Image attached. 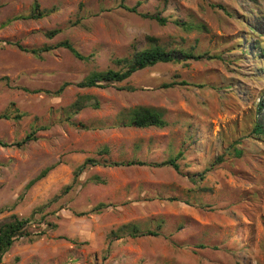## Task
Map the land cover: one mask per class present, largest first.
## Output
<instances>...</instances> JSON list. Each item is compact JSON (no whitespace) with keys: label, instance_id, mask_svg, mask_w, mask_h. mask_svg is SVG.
<instances>
[{"label":"rangeland","instance_id":"1","mask_svg":"<svg viewBox=\"0 0 264 264\" xmlns=\"http://www.w3.org/2000/svg\"><path fill=\"white\" fill-rule=\"evenodd\" d=\"M35 3L52 12L22 19ZM147 37L202 58L159 63L103 89L76 86L91 71L118 69L114 60L148 47ZM64 40L89 61L17 47ZM261 50L264 0H0V117L11 116L0 118V139L36 138L0 147V225L28 220V236L0 264H264ZM82 95L97 107L71 112ZM141 106L162 111L167 125L122 126L121 114ZM172 158L178 170L152 166ZM86 159L99 164L74 177ZM128 161L145 165H102ZM128 224L137 237L120 231Z\"/></svg>","mask_w":264,"mask_h":264},{"label":"trees","instance_id":"2","mask_svg":"<svg viewBox=\"0 0 264 264\" xmlns=\"http://www.w3.org/2000/svg\"><path fill=\"white\" fill-rule=\"evenodd\" d=\"M128 12H136L135 8H128V7H122ZM52 11L47 10H39V6L35 3L33 5V11L30 15L27 17H21L22 19H39L42 18ZM144 18H149L151 20H155L158 24L164 25L166 23V20L163 18H160L158 15H141ZM16 19V18H15ZM18 19V18H17ZM57 33L56 30L48 32L47 37L51 38ZM147 41L149 43V46L141 49V50H135L130 56L124 57V58H116L114 60V64L118 66V69H106V70H94L91 71L88 75H86L79 83H77V87L81 89H90V88H105L111 84L119 83L122 81L127 80L132 75H134L136 72L141 71L146 68L153 67L156 64L159 63H170V62H181L186 60H200L202 58L201 55H194L192 52H188L185 50H171V51H165L160 45L157 44V40L153 37H147ZM17 47L24 52L30 53L36 57H39L42 53L49 52L51 49L54 48H64L66 49L70 54L73 55L78 60L81 61H89V57L83 56L80 54L77 49L73 46L71 42L68 40H64L60 43H58L55 47H48L43 46L41 48L37 49H26L19 45ZM261 55H264V51H260ZM180 84L185 85V82H181ZM65 85H63L58 91H56V94L60 93ZM165 87H168L170 85H164ZM25 92H29L26 89H23ZM129 91H133L134 89L128 88ZM33 92H39V91H33ZM91 98L87 95L78 96L76 101L72 103L69 107V110L71 112H78L80 109L85 107L86 105L97 107V102L91 104ZM263 106V104H261ZM0 118L4 119H10L11 116L9 114H2ZM14 119L18 120L21 118L20 114H16ZM121 118L123 121L121 122L122 126L124 127H134V128H164L167 125V122L164 119V114L162 111L150 108V107H135L133 109L127 110V112L121 114ZM255 133H263V130L260 128V126H256L253 129ZM34 132L26 134L24 138L21 141H18L14 144H10L7 142H4L0 139V147L6 148V147H21L24 144L34 141L36 138L34 136ZM235 154L239 156L241 152L238 149H234ZM100 154H107L108 149L106 147H103L99 150ZM221 158H218V161H220ZM99 164V161L93 160V159H86L80 166H78L74 171V177H78L79 174L88 167L96 166ZM103 166L108 167H118V166H143L145 165L141 161H128L126 163H103ZM156 167L160 166H169L173 168L174 170H178V165L176 163V158L169 159L167 161H164L158 165H152ZM51 168L43 169L35 178L31 179L25 186V189L30 188L33 184L44 178L49 170ZM97 182L100 181V179L95 178ZM99 208V207H98ZM28 224V220L25 219H18L15 216H12L11 219L7 222H4L0 225V259L4 255V253L11 247V245L14 243L15 240L19 237H25L28 236V233L25 231L26 226ZM120 231L127 232L129 236H138V228L135 225L128 224L122 226ZM147 235H155L153 232L146 233Z\"/></svg>","mask_w":264,"mask_h":264}]
</instances>
